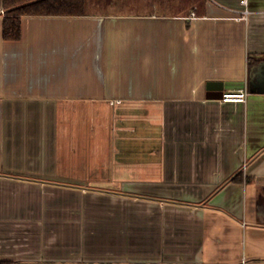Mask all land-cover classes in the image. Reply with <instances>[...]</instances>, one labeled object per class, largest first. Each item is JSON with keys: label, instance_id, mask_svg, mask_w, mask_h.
<instances>
[{"label": "crops", "instance_id": "1", "mask_svg": "<svg viewBox=\"0 0 264 264\" xmlns=\"http://www.w3.org/2000/svg\"><path fill=\"white\" fill-rule=\"evenodd\" d=\"M86 5L0 0V264H264V0Z\"/></svg>", "mask_w": 264, "mask_h": 264}, {"label": "trees", "instance_id": "2", "mask_svg": "<svg viewBox=\"0 0 264 264\" xmlns=\"http://www.w3.org/2000/svg\"><path fill=\"white\" fill-rule=\"evenodd\" d=\"M87 0H2L5 15L2 35L7 40L21 37L24 15H78L85 12ZM251 63V61H249Z\"/></svg>", "mask_w": 264, "mask_h": 264}, {"label": "built area", "instance_id": "3", "mask_svg": "<svg viewBox=\"0 0 264 264\" xmlns=\"http://www.w3.org/2000/svg\"><path fill=\"white\" fill-rule=\"evenodd\" d=\"M241 3L242 4H246L247 0H241ZM244 12H245L244 16H246L248 10H245ZM191 16L194 17L195 13L192 12ZM247 94H248L247 88H239V89H236V90H228V91H224L222 93V96H221L220 99L222 101H225V102H229V101L245 102L246 98H247Z\"/></svg>", "mask_w": 264, "mask_h": 264}, {"label": "water", "instance_id": "4", "mask_svg": "<svg viewBox=\"0 0 264 264\" xmlns=\"http://www.w3.org/2000/svg\"><path fill=\"white\" fill-rule=\"evenodd\" d=\"M257 77L255 82H252L254 88L251 87V89H257L259 92H264V67H259L258 71L256 73ZM222 92L216 96L217 98H221Z\"/></svg>", "mask_w": 264, "mask_h": 264}, {"label": "rangeland", "instance_id": "5", "mask_svg": "<svg viewBox=\"0 0 264 264\" xmlns=\"http://www.w3.org/2000/svg\"><path fill=\"white\" fill-rule=\"evenodd\" d=\"M87 6V5H86ZM90 6V5H89Z\"/></svg>", "mask_w": 264, "mask_h": 264}]
</instances>
